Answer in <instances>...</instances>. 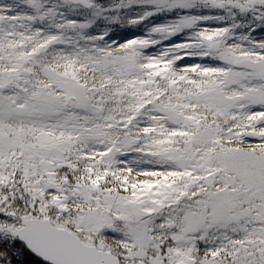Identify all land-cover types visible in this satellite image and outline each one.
<instances>
[{"label": "snow or ice", "instance_id": "1", "mask_svg": "<svg viewBox=\"0 0 264 264\" xmlns=\"http://www.w3.org/2000/svg\"><path fill=\"white\" fill-rule=\"evenodd\" d=\"M0 264H264V0H0Z\"/></svg>", "mask_w": 264, "mask_h": 264}, {"label": "trees", "instance_id": "2", "mask_svg": "<svg viewBox=\"0 0 264 264\" xmlns=\"http://www.w3.org/2000/svg\"><path fill=\"white\" fill-rule=\"evenodd\" d=\"M125 35L131 36L133 33L139 35L140 32L138 30H133V29H125L123 30Z\"/></svg>", "mask_w": 264, "mask_h": 264}]
</instances>
